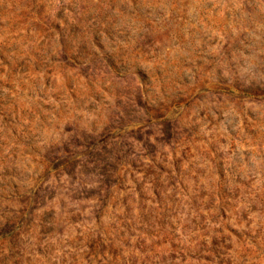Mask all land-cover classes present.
<instances>
[{
  "label": "rangeland",
  "instance_id": "rangeland-1",
  "mask_svg": "<svg viewBox=\"0 0 264 264\" xmlns=\"http://www.w3.org/2000/svg\"><path fill=\"white\" fill-rule=\"evenodd\" d=\"M0 264H264V0H0Z\"/></svg>",
  "mask_w": 264,
  "mask_h": 264
},
{
  "label": "trees",
  "instance_id": "trees-1",
  "mask_svg": "<svg viewBox=\"0 0 264 264\" xmlns=\"http://www.w3.org/2000/svg\"><path fill=\"white\" fill-rule=\"evenodd\" d=\"M109 186V185H108ZM97 204V205H96ZM96 206H98V205H100L101 206V208L99 209V210H96L95 212H93V216H94V220H91L90 218H88V220L90 221H94V223L96 224V225H98V224H103V220H104V214H105V212H106V209H107V207H108V205H109V203H106V200L104 199H102V198H98L97 200H96Z\"/></svg>",
  "mask_w": 264,
  "mask_h": 264
}]
</instances>
